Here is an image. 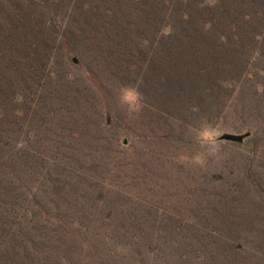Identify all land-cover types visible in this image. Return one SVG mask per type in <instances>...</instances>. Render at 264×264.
Segmentation results:
<instances>
[{
    "label": "rangeland",
    "instance_id": "1",
    "mask_svg": "<svg viewBox=\"0 0 264 264\" xmlns=\"http://www.w3.org/2000/svg\"><path fill=\"white\" fill-rule=\"evenodd\" d=\"M0 264H264V0H0Z\"/></svg>",
    "mask_w": 264,
    "mask_h": 264
},
{
    "label": "clouds",
    "instance_id": "2",
    "mask_svg": "<svg viewBox=\"0 0 264 264\" xmlns=\"http://www.w3.org/2000/svg\"><path fill=\"white\" fill-rule=\"evenodd\" d=\"M141 97L142 94L138 89L124 86L120 89L119 102L123 105H128V111L130 113H138L141 110ZM219 130L214 127L211 123L205 121L201 124L198 133L195 137L196 143L207 150L208 154H215L217 151V136ZM192 163L203 165L204 161L199 155L192 158Z\"/></svg>",
    "mask_w": 264,
    "mask_h": 264
},
{
    "label": "water",
    "instance_id": "3",
    "mask_svg": "<svg viewBox=\"0 0 264 264\" xmlns=\"http://www.w3.org/2000/svg\"><path fill=\"white\" fill-rule=\"evenodd\" d=\"M74 61L77 62L76 59ZM222 138L233 142H242L244 139V134H232L227 132L222 135Z\"/></svg>",
    "mask_w": 264,
    "mask_h": 264
}]
</instances>
